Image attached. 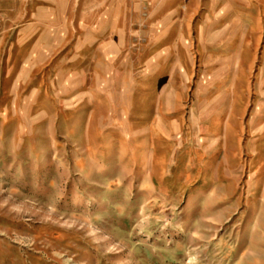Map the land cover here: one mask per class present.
Wrapping results in <instances>:
<instances>
[{
  "label": "rangeland",
  "instance_id": "1",
  "mask_svg": "<svg viewBox=\"0 0 264 264\" xmlns=\"http://www.w3.org/2000/svg\"><path fill=\"white\" fill-rule=\"evenodd\" d=\"M0 264H264V0H0Z\"/></svg>",
  "mask_w": 264,
  "mask_h": 264
}]
</instances>
